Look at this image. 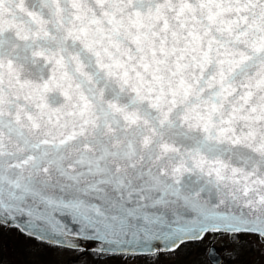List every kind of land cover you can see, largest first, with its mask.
Returning <instances> with one entry per match:
<instances>
[{
  "label": "snow or ice",
  "instance_id": "snow-or-ice-1",
  "mask_svg": "<svg viewBox=\"0 0 264 264\" xmlns=\"http://www.w3.org/2000/svg\"><path fill=\"white\" fill-rule=\"evenodd\" d=\"M5 229L139 264L243 236L264 264V0H0Z\"/></svg>",
  "mask_w": 264,
  "mask_h": 264
},
{
  "label": "rangeland",
  "instance_id": "rangeland-1",
  "mask_svg": "<svg viewBox=\"0 0 264 264\" xmlns=\"http://www.w3.org/2000/svg\"><path fill=\"white\" fill-rule=\"evenodd\" d=\"M241 237L240 241L233 245L227 237L217 239L209 234L198 244L182 247L177 255L162 256L160 262L168 260L167 264H206V261L209 263L207 250L213 245L224 256L223 264H261L259 244L254 238ZM233 249L238 253L235 259L226 254V250ZM70 261L74 264H139L130 258H98L96 252L90 250L64 253L47 245L26 241L15 230L5 229L0 233V264H69Z\"/></svg>",
  "mask_w": 264,
  "mask_h": 264
},
{
  "label": "water",
  "instance_id": "water-1",
  "mask_svg": "<svg viewBox=\"0 0 264 264\" xmlns=\"http://www.w3.org/2000/svg\"><path fill=\"white\" fill-rule=\"evenodd\" d=\"M85 250H95L94 247L92 248H85ZM208 259L213 263V264H220L223 260L222 255L217 251L215 246H212L208 252Z\"/></svg>",
  "mask_w": 264,
  "mask_h": 264
},
{
  "label": "flooded vegetation",
  "instance_id": "flooded-vegetation-1",
  "mask_svg": "<svg viewBox=\"0 0 264 264\" xmlns=\"http://www.w3.org/2000/svg\"><path fill=\"white\" fill-rule=\"evenodd\" d=\"M241 238H242V237H240V239H241ZM240 239H239V241H240ZM198 243H199V242H197L196 244H198ZM188 244H195V243H188ZM188 244L182 245V247H184V246H186V245H188ZM212 246H213V245H210V246H209V249L207 250V254H206L207 259H208V252H209V250H210V248H211ZM182 247H181V248H182ZM179 250H180V249H179ZM179 250H178V251H179ZM204 255H205V254H204ZM222 256H223V255H222ZM161 257H162V256H161ZM161 257H160V258H161ZM206 257H205V258H206ZM178 259H179V258H178ZM173 260H174V259H173ZM173 260H172V261H173ZM208 260H209V259H208ZM167 261H168V260H165V261H163V262H160V260H159V264H167ZM170 262H171V261H170ZM174 262H175V261H174ZM177 262H180V261L177 260ZM223 262H224V256H223V260H222V262H221L220 264H223ZM205 263H206V264H213L210 260H209V263H208L207 261H206Z\"/></svg>",
  "mask_w": 264,
  "mask_h": 264
}]
</instances>
